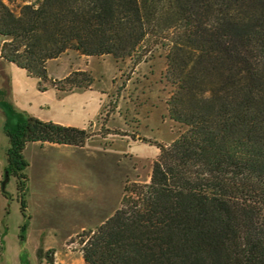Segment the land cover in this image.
I'll return each mask as SVG.
<instances>
[{"label": "trees", "instance_id": "1", "mask_svg": "<svg viewBox=\"0 0 264 264\" xmlns=\"http://www.w3.org/2000/svg\"><path fill=\"white\" fill-rule=\"evenodd\" d=\"M0 38L2 59L61 91L92 82L84 70L49 78L47 61L66 50L166 51L168 115L185 129L158 145L150 181L124 185L85 234V264H264V0H0ZM4 132L3 176L29 218L27 143L82 146L90 133L32 116Z\"/></svg>", "mask_w": 264, "mask_h": 264}, {"label": "rangeland", "instance_id": "2", "mask_svg": "<svg viewBox=\"0 0 264 264\" xmlns=\"http://www.w3.org/2000/svg\"><path fill=\"white\" fill-rule=\"evenodd\" d=\"M36 1L4 0L14 10ZM165 52L154 47L115 60L66 50L47 61L49 78L75 70L92 77L90 88L66 91L0 58V264H85V234L119 206L124 185L150 181L158 145L170 144L185 129L168 115L172 86L165 78ZM29 116L87 128L90 137L82 146L27 143L28 218L20 209L15 178L3 176V168L4 126Z\"/></svg>", "mask_w": 264, "mask_h": 264}, {"label": "crops", "instance_id": "3", "mask_svg": "<svg viewBox=\"0 0 264 264\" xmlns=\"http://www.w3.org/2000/svg\"><path fill=\"white\" fill-rule=\"evenodd\" d=\"M59 57H60V56H58V57H56V58H59ZM0 58H1V57H0ZM56 58H53V59H56ZM1 59H2V58H1ZM3 60H4V59H3ZM35 144H36V145H35ZM35 144L33 143V146H34V147H36V146L39 147V146H40L39 143H35ZM46 144H47V145H46ZM44 146H54V145H53V144H50V143H45Z\"/></svg>", "mask_w": 264, "mask_h": 264}]
</instances>
